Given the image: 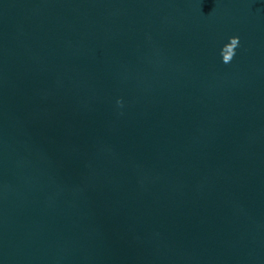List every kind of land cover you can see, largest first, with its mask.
<instances>
[{
    "label": "water",
    "instance_id": "obj_1",
    "mask_svg": "<svg viewBox=\"0 0 264 264\" xmlns=\"http://www.w3.org/2000/svg\"><path fill=\"white\" fill-rule=\"evenodd\" d=\"M0 264H264V0H0Z\"/></svg>",
    "mask_w": 264,
    "mask_h": 264
}]
</instances>
